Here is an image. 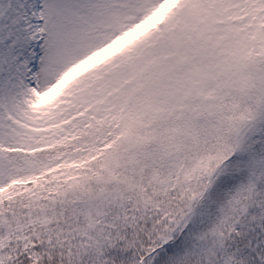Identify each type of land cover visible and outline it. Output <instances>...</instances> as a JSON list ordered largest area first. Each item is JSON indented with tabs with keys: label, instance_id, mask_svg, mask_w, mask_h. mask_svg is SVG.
I'll use <instances>...</instances> for the list:
<instances>
[{
	"label": "snow or ice",
	"instance_id": "snow-or-ice-1",
	"mask_svg": "<svg viewBox=\"0 0 264 264\" xmlns=\"http://www.w3.org/2000/svg\"><path fill=\"white\" fill-rule=\"evenodd\" d=\"M0 264H264V0H0Z\"/></svg>",
	"mask_w": 264,
	"mask_h": 264
}]
</instances>
